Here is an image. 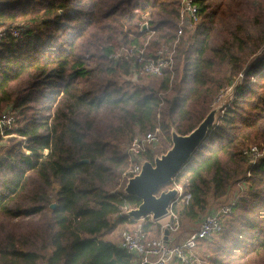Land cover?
<instances>
[{
    "label": "trees",
    "instance_id": "16d2710c",
    "mask_svg": "<svg viewBox=\"0 0 264 264\" xmlns=\"http://www.w3.org/2000/svg\"><path fill=\"white\" fill-rule=\"evenodd\" d=\"M194 2L199 21L180 36L173 70L127 86L122 77L133 73L132 60L112 63L108 54L136 43L150 55L172 42L180 0H0V29L26 25L20 38L0 37V113H14L9 133L25 136L30 152L15 137L0 145V264H139L108 237L130 218L122 208L141 203L112 189L128 167L122 148L156 127L169 142L173 133H190L239 73L235 98L162 187L175 182L188 194L172 205L181 222L198 223L239 181L248 188L232 207L234 219L237 210L251 211L264 159L248 166L243 149L264 142V54L246 67L244 56L264 44V33L252 31L264 21V0ZM142 14L147 30H140ZM228 19L233 25L222 26ZM142 157L154 161L151 150ZM144 220L146 231L152 220ZM261 221L246 253L264 251Z\"/></svg>",
    "mask_w": 264,
    "mask_h": 264
},
{
    "label": "built area",
    "instance_id": "2783aa9c",
    "mask_svg": "<svg viewBox=\"0 0 264 264\" xmlns=\"http://www.w3.org/2000/svg\"><path fill=\"white\" fill-rule=\"evenodd\" d=\"M141 18L143 21L140 25V30H147L149 22L146 14H142ZM198 21L199 12L194 0H180L176 38L172 42L162 44L150 55L146 54L144 47L136 43L122 45L110 52L107 58L112 63H117L124 59H131V71L133 73H141L150 77H159L165 69L170 71L173 70L176 47L184 31L183 24L188 23L189 25H195ZM5 28L6 27L0 29V37L8 31L10 35L17 39L22 36L26 26L12 25L8 26L7 29ZM241 77L242 73H239L236 80ZM235 82L222 89L218 95L234 86ZM14 124V113L10 109L3 110L0 113V145H4L9 137H17L21 140V147L24 151V155H29L30 152L25 148L26 137L16 133H9V130L14 127ZM158 132L159 128L156 127L144 133H136L124 147L123 152L127 156L128 167L123 174H126L127 179L130 180L141 172L144 162L147 161L142 155L148 150L153 151L155 149L159 142ZM47 152L48 150L45 149L44 154H47ZM243 155L248 166L259 163L260 160L264 158V144H250L246 146L243 149ZM248 175H250L249 170L247 171V176ZM168 189L176 190L174 202L178 199L185 200L188 198V194L183 191L182 186L175 182H173L172 186ZM174 202L170 203L165 214L171 219V221L165 225L166 228L171 231L178 227V218L172 208ZM232 206L233 203L221 205L204 214L198 221L196 228H194L185 239L178 243L171 241L169 233L167 239L164 238V234L160 237H149L143 230V223L141 220H144V218L141 217L139 218L140 222H138L132 230L124 229L121 231L119 246L126 253L134 256L139 264H204V261L194 255L193 251L201 240L210 238L221 230L222 222L225 216L230 213ZM123 209H127V207L125 206L122 210ZM128 216L131 217L130 215Z\"/></svg>",
    "mask_w": 264,
    "mask_h": 264
},
{
    "label": "rangeland",
    "instance_id": "374dc122",
    "mask_svg": "<svg viewBox=\"0 0 264 264\" xmlns=\"http://www.w3.org/2000/svg\"><path fill=\"white\" fill-rule=\"evenodd\" d=\"M222 18V17H221ZM220 18V19H221ZM235 21L232 19H228L227 21H221L222 26L224 27H231ZM18 24V25H17ZM23 23H16L17 26H26L21 25ZM184 31L182 35H185L184 37H188L191 35L194 31L195 25H189L188 23L183 24ZM252 31L255 33H264V21L260 25H255L252 27ZM220 37L216 36L213 37L212 43H216V41H219ZM122 46V45H121ZM118 46L117 48L121 47ZM116 48V49H117ZM264 54V44L261 47V49L253 54H247L244 56V66L246 67L252 60H254L256 57H260ZM243 77V75H242ZM242 77L240 79H237L235 82V85L231 88H228L226 92H223L220 95H216L213 101V104L211 105V110L208 112V114L212 115V123L215 124L218 121V118L222 112V109L225 105L229 104L234 98H235V89L236 86L242 81ZM155 78L157 77H150L148 75H144L141 73H132L128 76L122 77V83L125 85L129 84H150L153 81H155ZM207 114V116H208ZM15 126V125H14ZM159 135V142L155 149L152 151L154 154V159L157 157H160L162 154H164L172 145V141L169 142L165 139L163 134L161 133L160 129L158 132ZM17 138V137H15ZM19 139V138H17ZM7 141H5L4 144H6ZM256 144V143H251ZM264 144V142L260 143ZM250 145V144H248ZM125 147V146H124ZM124 151V148H122ZM262 158L260 162L263 160ZM247 174V173H246ZM129 179H127L126 174H121L118 178L116 183H114L112 186V189H120L125 191V187L128 183ZM172 185H167V187H161L158 192L161 190H167ZM248 188V183H244V181H239L230 187L228 192L226 193V196L218 200V202L213 205L212 209H215L221 205L237 202L238 198L242 195L244 191H246ZM259 193V199L251 201V203L248 204V207L250 208V212H244L242 210L235 211L236 216L239 217V219H234V215L232 214V208L228 215L225 216L223 223H226L228 220H230V223L228 222V225H225L224 229H222L221 233L216 235L211 241H202L198 246L194 249V255L199 257L204 261V264H264V251L260 253L255 252H248L246 253L244 248L249 243V237L251 236V233L256 229V227L260 226L262 224V217H264V186L259 187L258 190H256ZM233 207V206H232ZM211 209V210H212ZM130 209H123L122 215H130ZM131 216V215H130ZM35 218H38V216H35ZM150 221L147 229L146 234L149 237H160L162 234H164V230L168 229L166 228V224L171 221L170 217L165 215L158 219H152L151 216H149ZM149 220H141V222L144 224H148ZM140 222L139 218L130 217L126 222L123 224H120L117 226V228L111 232L108 237L115 241H120V233L124 229H130L132 230L135 225ZM224 225V224H223ZM255 225V226H254ZM197 223H191L188 221H178V227L171 231L168 230L170 234L171 241L174 243L181 242L185 237L193 231L194 228H196ZM254 226V227H253ZM216 249V252H214ZM217 257V259L220 260V263L210 261V257Z\"/></svg>",
    "mask_w": 264,
    "mask_h": 264
},
{
    "label": "water",
    "instance_id": "95a60500",
    "mask_svg": "<svg viewBox=\"0 0 264 264\" xmlns=\"http://www.w3.org/2000/svg\"><path fill=\"white\" fill-rule=\"evenodd\" d=\"M212 124V115L208 114L190 133L186 135L173 133L171 147L153 162H144L141 172L131 178L125 187L127 194L136 195L141 199V203L130 210L129 214L132 217L151 216L153 219H158L166 214L167 207L175 200L176 190L168 189L160 192L158 190L185 167ZM54 206L55 204L52 203L51 207ZM167 235L168 229H165V239Z\"/></svg>",
    "mask_w": 264,
    "mask_h": 264
}]
</instances>
